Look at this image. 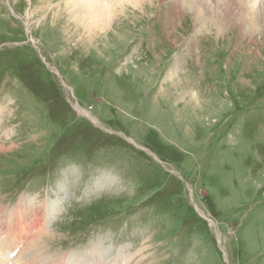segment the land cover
I'll return each mask as SVG.
<instances>
[{
  "label": "rangeland",
  "instance_id": "rangeland-1",
  "mask_svg": "<svg viewBox=\"0 0 264 264\" xmlns=\"http://www.w3.org/2000/svg\"><path fill=\"white\" fill-rule=\"evenodd\" d=\"M138 1L64 31L70 0H0V241L49 210L5 264H264V3Z\"/></svg>",
  "mask_w": 264,
  "mask_h": 264
},
{
  "label": "bare ground",
  "instance_id": "bare-ground-1",
  "mask_svg": "<svg viewBox=\"0 0 264 264\" xmlns=\"http://www.w3.org/2000/svg\"><path fill=\"white\" fill-rule=\"evenodd\" d=\"M133 1L135 3L139 2L138 0H70V2L68 4H66L64 6H59L57 8V10L53 13V15L55 16V19L57 18V16L60 17L59 14H61L63 16V18L66 17V19H63V21H65V23H63L65 25L64 31H69L70 29H73V25L71 23H73V21L77 22V20L81 22V26H84L88 30L90 29V27H92L93 29H99L100 31H104L105 28L111 24V20L114 18V16L119 12L118 7H120L121 4H123L125 2H133ZM218 1H219L217 3V5L219 6L218 9L223 10V13L225 12V14H220V12H218L216 14L212 13V14H210V16L208 18L212 17V19L213 20L215 19L217 22V18L222 17V19L224 20L223 22L225 24H229V22H232L233 24H235V26H238V24H239V27H244V25L245 26H252L253 23H256V19L253 17V15L250 14L251 12L255 13V11H250V8H247L246 6H244L243 3L245 0H218ZM262 2L264 3V0H262ZM48 3H52V0H48ZM260 11H259V13H260ZM261 12H264V9ZM260 17L262 20H264V18H263L264 14H260ZM60 20H59V22L62 21V20L61 21ZM196 20H197L196 22L198 24L200 23L201 25H205L203 23H204V21L205 22L207 21V20H204V21L201 20V18H199V16L197 14H196ZM56 21H57V19H56ZM218 23L219 22H217L216 24H218ZM219 26H222L221 22H220ZM216 31H217V29H216ZM73 35H74V33H73ZM48 208H49V206H48ZM22 209L23 208H21V210ZM22 211H24V210H22ZM47 211H49V210L46 208L45 209L40 208L39 211H37L35 209H34V211H29L31 219H32L31 225L28 229H25L24 228L25 226H23L22 228H24V229L21 230L22 233L18 235V233H16V229L21 227V224H22L21 220L22 221L27 220V218L29 217L27 215L28 211L25 212L23 215H22V213L19 214L18 220H16L13 224V228L8 231V234H10L9 236H11L12 241L9 243L7 242L6 244L3 243L4 241L5 242L7 241L8 234L3 241H0V258L3 257L6 259L8 256L7 253L9 251L8 250L9 245H12V249H13L14 247H16L18 245L17 241L22 240L21 238H22L23 234L26 235L27 233H31V232H33L34 234L30 235L29 237L26 236V238L27 237L28 238L24 242L23 246H21V251L19 252L18 256H20L19 258H21V259L26 257V262L30 261V260H34V262H35L36 259L40 258V254L42 255L43 253H42L41 249L35 248L34 244L36 242L40 241L41 238L43 237L41 227H42L43 223H45L44 220H46L45 218L47 215ZM44 234H46L45 231H44ZM47 235H48V233H47ZM17 236H18V238L16 241ZM18 249H20V248H18ZM92 258H93L94 262H96L95 260H98L96 257H94V255H92ZM117 258H118V254H117V256L110 259V263L115 264ZM139 262H140V260H137L136 263L139 264ZM1 263L5 264V261L1 259L0 264ZM117 263H118V261H117ZM92 264H93V262H92Z\"/></svg>",
  "mask_w": 264,
  "mask_h": 264
},
{
  "label": "clouds",
  "instance_id": "clouds-1",
  "mask_svg": "<svg viewBox=\"0 0 264 264\" xmlns=\"http://www.w3.org/2000/svg\"><path fill=\"white\" fill-rule=\"evenodd\" d=\"M261 2V0H253L251 7H250V11H255L258 7V4Z\"/></svg>",
  "mask_w": 264,
  "mask_h": 264
}]
</instances>
